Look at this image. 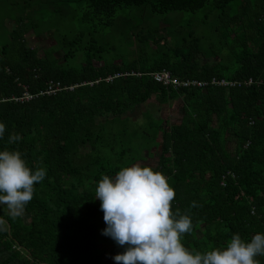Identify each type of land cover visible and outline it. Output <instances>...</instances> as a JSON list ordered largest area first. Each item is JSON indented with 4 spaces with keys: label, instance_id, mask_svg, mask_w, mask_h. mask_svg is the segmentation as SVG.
<instances>
[{
    "label": "trees",
    "instance_id": "16d2710c",
    "mask_svg": "<svg viewBox=\"0 0 264 264\" xmlns=\"http://www.w3.org/2000/svg\"><path fill=\"white\" fill-rule=\"evenodd\" d=\"M0 28V151L46 169L22 217L0 206V264H116L125 247L102 234L95 189L157 149L172 211L192 221L186 248L264 234V0H0ZM46 33L55 44L39 56L27 36ZM114 41L123 54L110 62ZM161 71L208 86L165 88L150 77ZM50 81L63 89L8 100ZM150 100L146 124L132 121ZM171 101L182 116L169 125L154 113Z\"/></svg>",
    "mask_w": 264,
    "mask_h": 264
},
{
    "label": "clouds",
    "instance_id": "9594fccd",
    "mask_svg": "<svg viewBox=\"0 0 264 264\" xmlns=\"http://www.w3.org/2000/svg\"><path fill=\"white\" fill-rule=\"evenodd\" d=\"M6 126L0 122V138ZM18 134L9 143L20 140ZM46 176V169L34 171L16 150L0 151V206L12 219L20 218L33 199L35 185ZM100 200L106 228L103 235L125 247L113 257L116 264H260L264 256V234H255L245 242L234 234L224 248L206 252L190 251L182 237L192 231L189 215L173 213L175 191L167 177L148 164L135 163L121 168L115 177L103 175L95 189ZM192 207H197L192 202ZM0 231H7V221L0 217Z\"/></svg>",
    "mask_w": 264,
    "mask_h": 264
},
{
    "label": "rangeland",
    "instance_id": "374dc122",
    "mask_svg": "<svg viewBox=\"0 0 264 264\" xmlns=\"http://www.w3.org/2000/svg\"><path fill=\"white\" fill-rule=\"evenodd\" d=\"M4 34H5L4 30L2 28H0V41L3 40ZM44 36L47 39L46 41L43 40V39H40V38L36 39V37L34 35H32V34H29L27 36L28 46L37 48L39 56L42 55L44 50L49 49L51 46H53L55 44L53 42V40L51 39L52 38L51 33H46V35H44ZM114 42L115 43H114L113 47H111L109 49V53L107 55H105L106 56V60H109L110 62L116 60L118 58V56H121L123 54L122 50L120 51V47L117 44V42L116 41H114ZM123 58L126 59L125 56ZM128 60H130V57L128 58ZM72 65H73V67H75L76 65L78 66V62H72ZM150 104L153 105L154 102L152 100H150L147 103H144L142 105L136 106L127 115L129 116V118L132 119V121H137V122H139L141 124H144V123L146 124V118H147L148 115H146L145 113L147 111H149V107L151 106ZM167 107H168V109H170V108L171 109H175V108L178 107V104H176V102H174V101H171V102L168 103V105L158 106L160 111H157V113H154L155 117H160V118L165 119L164 115L168 112L167 109H166ZM229 149L233 150V147L230 146ZM157 151H158V149H157ZM157 151L153 150L151 152L153 154V157L150 158V159L147 157V154H144V158L146 160L143 161L144 163L142 162L141 164H148L151 167H153L156 164V160H157V156H158Z\"/></svg>",
    "mask_w": 264,
    "mask_h": 264
},
{
    "label": "built area",
    "instance_id": "2783aa9c",
    "mask_svg": "<svg viewBox=\"0 0 264 264\" xmlns=\"http://www.w3.org/2000/svg\"><path fill=\"white\" fill-rule=\"evenodd\" d=\"M122 75H116L114 78H119ZM151 81L157 85H161L163 87H171L173 89H178V88H198V89H203L206 88L208 86L207 83H201L198 81H178L174 78H171L170 75L167 72L161 71L159 73H155V74H151ZM113 78V79H114ZM113 79H107L106 81H112ZM96 81H94L95 83ZM252 82L248 81V83L246 85H251ZM88 85H91V83H88ZM212 85H216L219 87H224V88H228V87H234V84H229V83H225V82H220V83H216V81H212ZM63 88L61 87L60 83H55L53 81H50L48 83V85L46 86L44 91H40L38 94H30L29 91L27 90L26 87H24L23 90V94L20 97H16L13 96L11 99L8 100H12L14 102H29L31 100H33L35 97L39 96V95H50L53 94L57 91L62 90ZM70 90L73 89V87L69 88ZM5 99H2V101H4Z\"/></svg>",
    "mask_w": 264,
    "mask_h": 264
},
{
    "label": "crops",
    "instance_id": "0c3cea01",
    "mask_svg": "<svg viewBox=\"0 0 264 264\" xmlns=\"http://www.w3.org/2000/svg\"><path fill=\"white\" fill-rule=\"evenodd\" d=\"M179 106V105H178ZM167 109V113L164 115L165 119L167 120L168 124H176L179 122L182 113L181 110L179 109V107L175 108V109Z\"/></svg>",
    "mask_w": 264,
    "mask_h": 264
}]
</instances>
